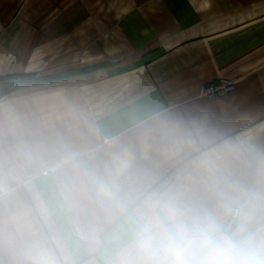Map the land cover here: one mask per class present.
<instances>
[{"label":"crops","instance_id":"1","mask_svg":"<svg viewBox=\"0 0 264 264\" xmlns=\"http://www.w3.org/2000/svg\"><path fill=\"white\" fill-rule=\"evenodd\" d=\"M176 128L264 148V0H0V208L38 192L59 212L57 177L87 188L127 161L129 184L169 177Z\"/></svg>","mask_w":264,"mask_h":264},{"label":"clouds","instance_id":"2","mask_svg":"<svg viewBox=\"0 0 264 264\" xmlns=\"http://www.w3.org/2000/svg\"><path fill=\"white\" fill-rule=\"evenodd\" d=\"M172 136L169 177L129 184L131 161L87 188L57 177L59 212L38 192L23 202L9 193L0 264H79L74 237L104 255L91 264H264V148L204 130Z\"/></svg>","mask_w":264,"mask_h":264},{"label":"trees","instance_id":"3","mask_svg":"<svg viewBox=\"0 0 264 264\" xmlns=\"http://www.w3.org/2000/svg\"><path fill=\"white\" fill-rule=\"evenodd\" d=\"M97 66L98 65L92 66V68H95ZM66 74H68V72H65L62 74H52V75H47V76H36L33 73L17 74V75L12 76L18 80L12 87H17V86H22V85H30V84H35V83L47 81V80H52L54 78H57V77H60L62 75H66Z\"/></svg>","mask_w":264,"mask_h":264},{"label":"built area","instance_id":"4","mask_svg":"<svg viewBox=\"0 0 264 264\" xmlns=\"http://www.w3.org/2000/svg\"><path fill=\"white\" fill-rule=\"evenodd\" d=\"M231 86V82H210L207 85L203 86L200 91L201 97H214L221 95L226 92Z\"/></svg>","mask_w":264,"mask_h":264}]
</instances>
